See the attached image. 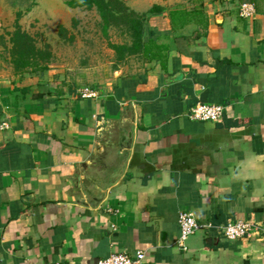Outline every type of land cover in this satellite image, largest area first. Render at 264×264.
Returning <instances> with one entry per match:
<instances>
[{
    "label": "crops",
    "instance_id": "1",
    "mask_svg": "<svg viewBox=\"0 0 264 264\" xmlns=\"http://www.w3.org/2000/svg\"><path fill=\"white\" fill-rule=\"evenodd\" d=\"M242 2L253 18H239ZM135 5L162 9L143 20L147 58L94 97L52 66L0 81V264L138 251L146 264H264V0ZM198 103L224 107L221 121L190 120ZM127 147L120 179L92 208L88 179ZM180 212L262 229L232 242L199 228L183 251Z\"/></svg>",
    "mask_w": 264,
    "mask_h": 264
},
{
    "label": "rangeland",
    "instance_id": "2",
    "mask_svg": "<svg viewBox=\"0 0 264 264\" xmlns=\"http://www.w3.org/2000/svg\"><path fill=\"white\" fill-rule=\"evenodd\" d=\"M120 1L138 16H146L147 12L135 11V4L142 11L152 3L167 0ZM17 15H20L18 20ZM16 25L42 52L38 64L58 70L82 94H94L115 71L131 72L141 65L139 56L119 60L113 49L130 44L125 23L104 28L95 9H70L65 0H0V81L15 76L8 50L10 34Z\"/></svg>",
    "mask_w": 264,
    "mask_h": 264
},
{
    "label": "trees",
    "instance_id": "3",
    "mask_svg": "<svg viewBox=\"0 0 264 264\" xmlns=\"http://www.w3.org/2000/svg\"><path fill=\"white\" fill-rule=\"evenodd\" d=\"M65 3L70 9H95L103 22L104 28L115 26L118 23H125L131 41L128 45L113 46L115 52L119 54V60L129 56L147 58L148 47H146L143 40L145 24L143 20L145 16H138L120 0H65ZM161 12L160 7L154 6L148 14H159ZM18 18H20V15H17V20ZM9 44L8 53L15 76L41 74L49 69L46 65L38 64L42 52L37 49L34 40L23 32L18 25H16L14 32L10 34Z\"/></svg>",
    "mask_w": 264,
    "mask_h": 264
},
{
    "label": "built area",
    "instance_id": "4",
    "mask_svg": "<svg viewBox=\"0 0 264 264\" xmlns=\"http://www.w3.org/2000/svg\"><path fill=\"white\" fill-rule=\"evenodd\" d=\"M256 14L255 5L251 2H242L238 8V16L243 20H249ZM93 93H83V97H94ZM224 107L220 105L196 104L189 112L188 118L192 121L218 123L223 117ZM3 128H7L4 124ZM179 237L176 244L183 251H187L186 242L199 228L215 229L224 239L238 241L253 233L261 232L262 226L251 221L229 222L225 226L214 228L211 224L199 225L191 213L180 212L178 214ZM97 264H146V254L142 251L133 256L123 253H113L107 259L99 260Z\"/></svg>",
    "mask_w": 264,
    "mask_h": 264
},
{
    "label": "water",
    "instance_id": "5",
    "mask_svg": "<svg viewBox=\"0 0 264 264\" xmlns=\"http://www.w3.org/2000/svg\"><path fill=\"white\" fill-rule=\"evenodd\" d=\"M128 149L129 147L121 149V151H119V161L115 165L113 170L106 173L105 176L103 173V175L101 176L88 179V184L92 188L89 191H84L82 195L86 197V199L87 197H90V202H88L87 204L92 208H96L102 202L104 194L108 190V188L114 185L120 179L125 167V162L128 157ZM102 168V170L104 171L106 166L102 165Z\"/></svg>",
    "mask_w": 264,
    "mask_h": 264
}]
</instances>
